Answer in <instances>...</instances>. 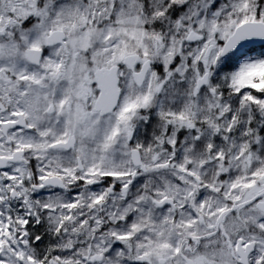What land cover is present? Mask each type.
<instances>
[{
	"label": "snow or ice",
	"instance_id": "6c2138e0",
	"mask_svg": "<svg viewBox=\"0 0 264 264\" xmlns=\"http://www.w3.org/2000/svg\"><path fill=\"white\" fill-rule=\"evenodd\" d=\"M0 264H264V0H0Z\"/></svg>",
	"mask_w": 264,
	"mask_h": 264
}]
</instances>
